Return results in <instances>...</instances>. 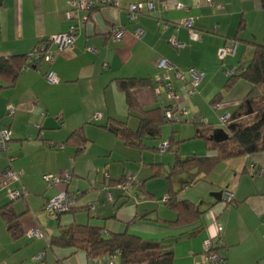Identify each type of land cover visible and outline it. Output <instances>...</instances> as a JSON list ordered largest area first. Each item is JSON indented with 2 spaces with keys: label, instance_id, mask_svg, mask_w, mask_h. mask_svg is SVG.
<instances>
[{
  "label": "crops",
  "instance_id": "1",
  "mask_svg": "<svg viewBox=\"0 0 264 264\" xmlns=\"http://www.w3.org/2000/svg\"><path fill=\"white\" fill-rule=\"evenodd\" d=\"M1 1L0 57L28 56L39 43L69 30L66 12L70 0ZM117 1L119 8L103 6L83 12L81 16L88 21L78 32L74 48L59 54L53 64L42 61L27 71L22 69L14 83L0 77V131L8 129L12 133L8 150L0 159V174L11 168L22 172L20 182L0 190V211L10 208L18 217L21 231L13 236L0 214V264H35L34 257L42 252L46 254V264H74L77 260L79 264H94L83 251L50 247L49 240L65 237L67 227L73 224L103 229L107 238L111 233L128 232L158 242L171 250L173 264H206L204 242L209 239L219 242L217 250L225 257L223 264H264V152L224 161L209 174L194 170L167 181L153 178L157 175L154 171L163 170L165 177L169 176L173 161L167 165L162 160L159 167L152 165L150 171L145 168L140 174L131 173L129 178L123 171L118 179L115 170L125 162L132 169L131 163L136 159V152L129 155L125 151L142 154L150 148L147 140L144 149L129 148L112 131L114 122H120L136 132L143 116L129 108L118 80L148 82L134 91L142 110L152 111L169 104L166 91L161 89V95L156 97V85L151 83L160 72V61L165 59L184 72L195 69L205 74L194 98L188 96L187 83L173 80L177 107L186 108L199 121L204 120L194 125L196 137L189 140L230 138L240 121L251 117L252 108L245 100L252 85L242 80L227 92L225 86L230 77L227 73L253 59V49L252 58L243 59L246 49L241 52L237 40L250 12L263 9L261 1ZM161 2H166L167 8ZM134 3H152L155 9L132 21L126 7ZM179 4L184 8L177 9ZM189 19L193 20L192 29L182 26ZM116 26L125 29L118 41L111 37ZM138 29L144 32L142 39L135 35ZM192 30L199 35L198 40L191 38ZM172 40L181 46H174ZM230 42L237 44L236 54L221 61L219 49ZM49 72L58 76V84L47 82L45 76ZM9 106L16 108L12 118L7 113ZM212 113L231 115L226 127L218 122L223 129L222 139L215 137ZM78 130L84 132L88 142L80 146L68 144ZM175 134L176 130L168 141L173 142L168 152L179 144ZM202 141L192 143L190 158L215 155L206 150ZM120 145L125 150L120 151ZM63 173L73 174V181L49 186L43 179L45 175ZM105 173L109 180L104 179ZM131 176L136 177L137 190L116 188L118 193L114 195L115 186L110 182L123 178L129 182ZM91 180L96 182L94 188ZM105 187L110 188L113 203L108 201ZM15 190H25L28 195L11 201L10 192ZM62 193L77 196L73 208L79 210L57 219L48 217L45 204ZM173 193L202 213L198 224L174 228L160 222L177 219L166 205ZM226 193L233 195L232 204L226 203ZM95 203L92 211L83 210ZM56 220V232L43 224ZM36 227L42 237L29 235ZM47 248L53 253L51 259Z\"/></svg>",
  "mask_w": 264,
  "mask_h": 264
},
{
  "label": "trees",
  "instance_id": "2",
  "mask_svg": "<svg viewBox=\"0 0 264 264\" xmlns=\"http://www.w3.org/2000/svg\"><path fill=\"white\" fill-rule=\"evenodd\" d=\"M260 1L264 9V0ZM1 8L2 1L0 0ZM251 45L254 50L253 59L248 63L242 62L235 69L226 83L225 90L229 92L242 80L252 85V90L245 102H248L252 108L253 121L245 125L239 123L235 132L227 140L214 141L204 137L207 150L215 155L211 157H193L185 160H181L177 156L166 179L170 180L175 176L191 173L194 170L209 174L224 161L264 152V108L259 109L264 106V45L256 43H251ZM28 56L0 57V77H7L11 83H14L21 70L29 65ZM147 83L145 80L117 81L119 90L126 96L129 108L143 115L140 119L139 129L136 132L131 131L125 123L114 122L115 126H113L112 131L129 148L144 149L145 140L161 138L162 126L166 122L162 107L152 111L142 110L134 97V91ZM151 83H153L152 80ZM87 142L84 132L78 130L70 138L68 144L80 146L85 145ZM172 143L169 142L170 149H172ZM156 167H159V165H153V168ZM124 182H126V178L110 183L111 186H117ZM166 202L167 207L176 213L177 219L174 222L160 221L161 223L174 228H186L201 221L202 213L198 212L193 204L178 200L177 194H171ZM76 210L79 209L73 208L70 212ZM83 210L92 211L93 209L91 206ZM0 214L7 223L9 232L15 237L18 236L21 232L20 223L15 213L10 208L5 207L1 209ZM134 222L135 220L131 224ZM66 234L65 237L50 239V247L59 246L83 251L89 262L94 257L106 259L115 252L120 254L118 262L115 264H173L174 262L173 253L167 246L155 241L144 240L128 232L122 234L111 233L107 238L104 236L103 229L89 225L73 224L67 227Z\"/></svg>",
  "mask_w": 264,
  "mask_h": 264
},
{
  "label": "built area",
  "instance_id": "3",
  "mask_svg": "<svg viewBox=\"0 0 264 264\" xmlns=\"http://www.w3.org/2000/svg\"><path fill=\"white\" fill-rule=\"evenodd\" d=\"M103 6H111L115 8H119L120 4L117 0H70L69 1V9L66 12L67 20L70 22V27L68 32L63 34H58L50 37L48 40L39 43L34 50L28 56L29 65L23 68L24 71L31 69V67L37 66L42 61L53 64L58 58L59 54L64 52L65 50L72 49L75 46L76 37L81 28L87 23L88 18L82 17L81 14L83 12L92 11L97 8ZM161 6L163 8H167L166 2H161ZM177 9H183L184 6L177 5ZM155 7L152 3L143 4V3H134L129 4L126 7V12L129 18L132 21H136L140 15L150 14L154 11ZM182 26H186L190 29L193 28V20H185L182 23ZM125 33V29L116 26L111 31V37L113 40L118 41L122 38ZM136 37L138 39H142L144 37V32L140 29L136 31ZM191 38L193 40H198L199 35L196 34L193 30L191 31ZM172 44L174 46H181L178 42L172 40ZM237 51V45L235 42H230L227 45L223 46L219 49L218 57L221 61L226 60L228 57L235 56ZM159 74L153 80V83L156 85L155 96L159 97L161 95V89L166 91V96L169 104H163L162 109L164 110V117L167 123L171 124H201L202 121H199L197 118L190 119V113L186 108L177 107L178 95L173 87V80H178L189 85L188 96L190 98H194L199 94L198 87L200 86L202 79L205 74L196 71L195 69H191L188 72H184L176 67L174 64L170 63L168 60L162 59L159 63ZM235 71V70H234ZM234 71H230L227 74L230 76ZM46 80L50 84H58L59 78L54 72H49L45 76ZM8 116L13 117L16 113V108L13 106H9L8 108ZM100 115H97L99 117ZM231 122V115L225 114L220 117V123L222 127H226ZM12 139V133L10 130L5 129L0 131V159L4 152L8 150L9 142ZM63 149L64 146H61ZM170 150L169 142H164L160 146L161 152H168ZM251 172H254L253 168L250 169ZM262 176L261 172L257 173ZM106 180H109L108 175L106 174ZM22 177V172L15 170L13 168L8 169L0 174V190L4 187H7L10 183L20 182ZM131 181L124 182L122 184H118L114 188L121 189L122 191H128L133 189L134 191L138 188V183L136 181L135 176H131ZM44 181L49 186H55L61 183H71L73 181V174L64 173L61 175H45L43 177ZM96 182H91V186L94 188ZM108 190V201L113 203L114 196L111 192H109L110 188L105 187ZM27 191H12L10 192L11 201H16L21 198L27 197ZM77 201V196L69 195L66 193H62L57 197L49 200L45 206L44 211L48 217L57 219L60 216L69 213L73 207L75 206ZM167 201V200H166ZM225 201L228 204L233 202V195L231 193H226ZM96 203L92 205V209L96 208ZM221 230V229H220ZM30 236H38L42 237L43 234L40 231L39 227L32 229L29 232ZM219 242L214 240H206L204 242V249L207 253V263L206 264H223L225 261V257L218 252ZM119 252H115L113 255H110L108 258H100L94 257L90 259L91 263L94 264H115L118 262ZM46 254L45 252L40 253L36 257H34L33 261L35 264H46L45 261Z\"/></svg>",
  "mask_w": 264,
  "mask_h": 264
},
{
  "label": "rangeland",
  "instance_id": "4",
  "mask_svg": "<svg viewBox=\"0 0 264 264\" xmlns=\"http://www.w3.org/2000/svg\"><path fill=\"white\" fill-rule=\"evenodd\" d=\"M241 17L239 18L240 21ZM238 45H241V52L243 51V49H246V54L244 55L243 59H251L252 58V45L251 43H256V44H260V45H264V10L260 9L259 11H254L252 10L250 12V14L248 15L247 18V24H245V26L243 28H241L239 30L238 33ZM237 45V44H236ZM239 56H241V53L239 54ZM264 90V87H263ZM167 98V96H166ZM264 106H261L259 109H263ZM249 109V108H248ZM247 109V111H248ZM225 114L221 115L224 116ZM212 116H214V130H215V134H216V138L217 139H222V132L223 129L220 126V124L218 123L220 120L221 116H217L214 113H212ZM196 116H190V119H194ZM254 119V116L251 117H247L245 118L243 121H240V124H248L251 123ZM201 121H204L201 119ZM195 124H190V123H183V124H171V123H167L165 124V129L164 131H162V135L161 138L159 139H147L146 144L147 146L150 148V150H148L146 153H138V151H131V150H127L125 151L126 154H135L134 152H136L135 154V162L131 163L133 164V168H130V164L129 162H125L122 163L120 166L121 168H119L118 170H115L116 172V177H118V179H120L122 177L123 171L125 172V175L127 178H129L131 173H136V174H140V171L145 169V170H149L151 169L152 165H161L159 164L160 161L164 160V162L168 165L169 161H173L172 164H174L176 156L178 155V157H180L181 159H187L190 158L191 155L190 153L193 152V148H192V143L196 142V141H202V140H195V141H191L189 140L191 137H196V128L194 126ZM163 130V128H162ZM174 130H176V142H178L179 144L174 147V151L172 152H160V146L163 144V142H161L162 139H164L166 142H168L171 137L173 136V132ZM183 139V140H181ZM205 143V147H206V141H202ZM120 144V143H119ZM125 148L120 145V151ZM207 150V147H206ZM208 151V150H207ZM116 152H118L116 150ZM121 153V152H118ZM144 160H143V159ZM125 165V166H124ZM150 171V170H149ZM156 174H154L153 178H164L166 181V177L165 174L163 172V170L161 172L158 171H154ZM64 174V173H63ZM106 173L103 175L104 179H106ZM91 182H93V180H91ZM90 182V183H91ZM56 186V185H55ZM116 188H113L112 193H114V195L117 196L118 191L115 190ZM107 205H111L113 206V204L108 203ZM44 217H47L44 214ZM51 222V221H50ZM45 225V227L48 230H54L55 232L58 230V223L57 220L56 221H52L51 223H49V221H45V223H43ZM79 242V241H78ZM48 249V248H47ZM49 252V256L50 259L51 257H53V253L50 249H48ZM83 257V256H82ZM78 259V257H76ZM68 264V263H66ZM74 264H79V261L77 260L76 262H74Z\"/></svg>",
  "mask_w": 264,
  "mask_h": 264
},
{
  "label": "water",
  "instance_id": "5",
  "mask_svg": "<svg viewBox=\"0 0 264 264\" xmlns=\"http://www.w3.org/2000/svg\"><path fill=\"white\" fill-rule=\"evenodd\" d=\"M227 140V139H226ZM223 141V140H222Z\"/></svg>",
  "mask_w": 264,
  "mask_h": 264
}]
</instances>
